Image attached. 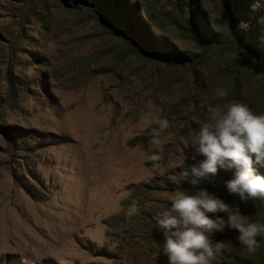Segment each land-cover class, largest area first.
<instances>
[{
	"label": "rangeland",
	"instance_id": "rangeland-1",
	"mask_svg": "<svg viewBox=\"0 0 264 264\" xmlns=\"http://www.w3.org/2000/svg\"><path fill=\"white\" fill-rule=\"evenodd\" d=\"M138 1L171 45L169 60L115 36L85 5L0 0V264H154L123 248V233L107 223L121 213L129 186L162 184L193 155L190 142L170 131L158 130L160 143L149 145L147 128L193 88L172 48L201 52L169 22L168 11L186 3ZM194 1L218 24L227 4H239ZM237 1L250 16L255 8ZM234 55H204L197 67L204 100L225 104L214 96L223 88L230 103L264 113V72L247 66L231 79L224 69Z\"/></svg>",
	"mask_w": 264,
	"mask_h": 264
},
{
	"label": "trees",
	"instance_id": "trees-1",
	"mask_svg": "<svg viewBox=\"0 0 264 264\" xmlns=\"http://www.w3.org/2000/svg\"><path fill=\"white\" fill-rule=\"evenodd\" d=\"M181 1V5L186 3L185 10H180V13L177 10H175L177 13L168 11V15L171 16L169 22L180 29L187 37L186 41L198 48L201 53H190L185 50L179 52L175 49L178 48L176 45L174 49L172 48L174 61L189 67L193 77V88L173 103L169 113H163L161 118L166 119L171 125L160 134L165 135L170 131L191 142V134L198 131L199 125L210 122L209 113L212 109L224 105H212L204 100L206 87L202 80L203 76L199 75L197 69L202 64L204 55L217 51H234V57L228 59L224 69L225 75L231 79H236L237 72L247 66L252 67L256 73L264 72V8L258 9V0L245 1L247 5L244 4L243 7L255 8L251 15L246 17L240 10L242 4L236 0L238 5L227 4L224 19L218 24L197 10L194 0ZM63 2L74 8L81 5L89 7L99 14L104 23L112 26L115 36L126 39L133 33L146 46V51L153 59H170L168 56L172 51L168 52L167 47L171 45L164 34L157 30L148 12H143L138 0H63ZM222 101L230 103L228 97ZM190 148L193 151L192 147ZM191 157L192 155L187 154L181 166L167 172L161 179L162 184L129 186L127 189L129 195L122 203L121 213L113 216L107 223L110 229L117 228L123 233V239L120 241L123 248L128 251H141L145 262L150 260L154 264H167L166 257L161 254L163 241L161 233L156 228V216L169 207L170 198L175 191L191 193L196 189H204L224 201L233 211L248 217L250 221L264 223V202L257 199L242 203L235 194H227L224 182L232 178L234 169L218 168L214 177L202 179L194 189L189 183L193 177L190 174L182 177L180 172L193 164H198L204 157L196 155L195 160ZM254 167L257 174L264 176V167L258 165ZM131 207L135 208V212L129 214ZM216 215L226 219L223 213ZM238 234L236 230H229L227 227L223 233L212 234L213 242L222 241L225 246L218 257V264H264V237H257V251L248 255L237 243Z\"/></svg>",
	"mask_w": 264,
	"mask_h": 264
},
{
	"label": "clouds",
	"instance_id": "clouds-1",
	"mask_svg": "<svg viewBox=\"0 0 264 264\" xmlns=\"http://www.w3.org/2000/svg\"><path fill=\"white\" fill-rule=\"evenodd\" d=\"M264 5V0H258ZM214 96L224 98L226 92L218 88ZM210 122L199 125L190 145L191 159H204L182 169L180 175L193 177L189 183L196 189L202 179L215 176L218 168L234 169L231 179L224 182L228 195L235 194L242 203L259 199L264 202V176L257 174L256 165L264 167V113L252 112L241 103H225L209 113ZM148 127L149 145H158L159 132L169 127L166 119L153 117ZM140 133L145 128L139 129ZM151 160L159 159L157 154ZM217 213H223L226 219ZM208 214H212L209 216ZM236 230L237 243L242 251L252 255L257 251V237H264V223L250 221L229 208L204 189L193 192L175 191L167 209L156 216V228L162 235V255L167 264H218L225 246L211 239L212 234L223 233L225 228Z\"/></svg>",
	"mask_w": 264,
	"mask_h": 264
},
{
	"label": "water",
	"instance_id": "water-1",
	"mask_svg": "<svg viewBox=\"0 0 264 264\" xmlns=\"http://www.w3.org/2000/svg\"><path fill=\"white\" fill-rule=\"evenodd\" d=\"M129 38L137 45L140 46L141 48L146 49V46L134 35L133 33L129 35Z\"/></svg>",
	"mask_w": 264,
	"mask_h": 264
}]
</instances>
